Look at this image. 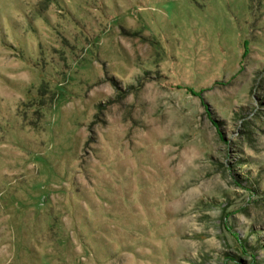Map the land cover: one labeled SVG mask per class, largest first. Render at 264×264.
<instances>
[{"label": "rangeland", "instance_id": "rangeland-1", "mask_svg": "<svg viewBox=\"0 0 264 264\" xmlns=\"http://www.w3.org/2000/svg\"><path fill=\"white\" fill-rule=\"evenodd\" d=\"M0 264H264V0H0Z\"/></svg>", "mask_w": 264, "mask_h": 264}]
</instances>
